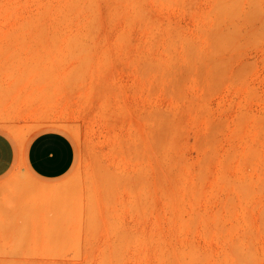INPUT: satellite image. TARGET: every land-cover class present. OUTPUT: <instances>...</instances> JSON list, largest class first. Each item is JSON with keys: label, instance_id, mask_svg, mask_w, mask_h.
<instances>
[{"label": "rangeland", "instance_id": "374dc122", "mask_svg": "<svg viewBox=\"0 0 264 264\" xmlns=\"http://www.w3.org/2000/svg\"><path fill=\"white\" fill-rule=\"evenodd\" d=\"M48 131L73 166L0 177V264H264V0H0V132Z\"/></svg>", "mask_w": 264, "mask_h": 264}, {"label": "crops", "instance_id": "0c3cea01", "mask_svg": "<svg viewBox=\"0 0 264 264\" xmlns=\"http://www.w3.org/2000/svg\"><path fill=\"white\" fill-rule=\"evenodd\" d=\"M21 153L20 157L15 144L0 132V177L21 163L41 179H55L69 172L75 159L71 141L53 131L36 135Z\"/></svg>", "mask_w": 264, "mask_h": 264}]
</instances>
